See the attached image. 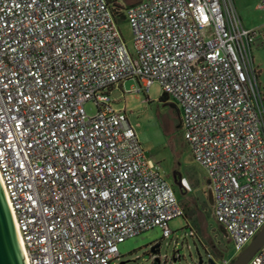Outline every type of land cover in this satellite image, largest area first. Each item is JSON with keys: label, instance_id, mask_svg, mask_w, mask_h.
Returning a JSON list of instances; mask_svg holds the SVG:
<instances>
[{"label": "built area", "instance_id": "2783aa9c", "mask_svg": "<svg viewBox=\"0 0 264 264\" xmlns=\"http://www.w3.org/2000/svg\"><path fill=\"white\" fill-rule=\"evenodd\" d=\"M126 17L132 46L109 0H0V176L28 264H115L120 242L154 226L168 236L186 214L113 104L132 77L143 89L159 80L179 104L236 248L264 226L257 31L234 0H138ZM246 264H264V244Z\"/></svg>", "mask_w": 264, "mask_h": 264}, {"label": "rangeland", "instance_id": "374dc122", "mask_svg": "<svg viewBox=\"0 0 264 264\" xmlns=\"http://www.w3.org/2000/svg\"><path fill=\"white\" fill-rule=\"evenodd\" d=\"M119 1L127 10L137 0ZM234 2L244 25L257 31L252 40V51L261 68L264 92V0ZM119 26L126 42L132 46L134 31L131 22L127 17H120ZM164 92L159 80L143 89L142 83L132 77L120 81L110 94L116 107L127 109L147 154L158 162L161 173L172 183L175 172L182 175L183 181L185 179L187 191L184 192L178 184L174 183V186L187 213L170 220L173 232L168 236H163V228L154 226L120 242L121 254L113 259V263L154 264L155 257L160 256L162 264H200L201 258L203 264H209L210 253L215 259L233 258L240 251L214 215L209 200L207 168L195 157L183 126L178 125L181 120L179 104H173L172 96L161 98ZM85 108L90 114L98 109L94 100L86 101ZM191 228L197 234H191ZM157 243L160 245L154 252L153 245Z\"/></svg>", "mask_w": 264, "mask_h": 264}, {"label": "water", "instance_id": "95a60500", "mask_svg": "<svg viewBox=\"0 0 264 264\" xmlns=\"http://www.w3.org/2000/svg\"><path fill=\"white\" fill-rule=\"evenodd\" d=\"M176 105L177 103H173ZM180 111V108H179ZM178 124L179 126L181 125ZM180 173H174V182L184 186ZM223 229L227 232L226 228ZM264 244V226L255 237L242 249L228 264H246L252 255ZM156 252L155 250H153ZM215 259L210 258V262ZM121 263H124L122 261ZM0 264H28L22 241L16 225V221L7 198L2 179L0 176ZM154 264H162L161 257L156 256ZM200 264H203L201 258Z\"/></svg>", "mask_w": 264, "mask_h": 264}, {"label": "trees", "instance_id": "16d2710c", "mask_svg": "<svg viewBox=\"0 0 264 264\" xmlns=\"http://www.w3.org/2000/svg\"><path fill=\"white\" fill-rule=\"evenodd\" d=\"M109 2H110V5H111L113 11L116 13V15L119 18L120 17H126V9H125L126 6H125L124 3L120 2L119 0H109ZM259 74H260V72H259ZM168 96L169 95L166 92H164V94L162 95L161 98L166 99ZM183 205H184V208H185V212L187 213L186 206H185V204H183Z\"/></svg>", "mask_w": 264, "mask_h": 264}, {"label": "crops", "instance_id": "0c3cea01", "mask_svg": "<svg viewBox=\"0 0 264 264\" xmlns=\"http://www.w3.org/2000/svg\"><path fill=\"white\" fill-rule=\"evenodd\" d=\"M262 5V4H261ZM240 13V12H239ZM241 15V14H240ZM242 17V16H241ZM247 27V26H246ZM254 59H255V55H254ZM255 63H256V65L258 66V69H259V72H260V75H261V68L259 67V65L257 64V62H256V59H255ZM259 75V78L261 77ZM260 81H261V78H260ZM179 174V173H178ZM181 175V174H180ZM182 176V175H181ZM178 178H181L182 179V181H183V177H178ZM183 182H185V179H184V181ZM208 182H209V200L211 201V203L213 204V206H214V195H213V191H212V187H211V182H210V179H209V177H208ZM175 183V182H174ZM174 183H173V185H174ZM176 184V183H175ZM175 187V186H174ZM181 187V186H180ZM182 188V190L185 192V191H187L188 190V187L186 186V184L184 183V186H182L181 187ZM176 190V189H175ZM228 258H230V257H228ZM230 259H232V258H230ZM217 260H222V259H217Z\"/></svg>", "mask_w": 264, "mask_h": 264}, {"label": "flooded vegetation", "instance_id": "af4514ba", "mask_svg": "<svg viewBox=\"0 0 264 264\" xmlns=\"http://www.w3.org/2000/svg\"><path fill=\"white\" fill-rule=\"evenodd\" d=\"M159 245H160V243L154 244V245H153V249L155 250L156 247H158Z\"/></svg>", "mask_w": 264, "mask_h": 264}, {"label": "clouds", "instance_id": "9594fccd", "mask_svg": "<svg viewBox=\"0 0 264 264\" xmlns=\"http://www.w3.org/2000/svg\"><path fill=\"white\" fill-rule=\"evenodd\" d=\"M181 110V109H180Z\"/></svg>", "mask_w": 264, "mask_h": 264}]
</instances>
